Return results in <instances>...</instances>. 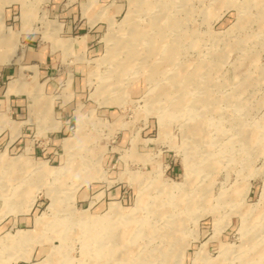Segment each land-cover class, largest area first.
Masks as SVG:
<instances>
[{"label":"rangeland","instance_id":"374dc122","mask_svg":"<svg viewBox=\"0 0 264 264\" xmlns=\"http://www.w3.org/2000/svg\"><path fill=\"white\" fill-rule=\"evenodd\" d=\"M52 4L0 0V69ZM63 4L61 81L0 83V264H264V0Z\"/></svg>","mask_w":264,"mask_h":264},{"label":"crops","instance_id":"0c3cea01","mask_svg":"<svg viewBox=\"0 0 264 264\" xmlns=\"http://www.w3.org/2000/svg\"><path fill=\"white\" fill-rule=\"evenodd\" d=\"M63 1L53 0L51 6L55 13L52 25L56 27L54 32L51 30L48 32V34L51 32V40H47L45 37L48 35L43 33L41 35L25 33L22 44L23 55L21 56L23 59L21 58L16 66L0 69V83H5L15 75H17L15 79L19 78L21 69L22 72H27L36 81H40V86L61 81L54 75L56 67L60 62L63 63L62 55L65 50H81L86 45L85 43L94 37V32L91 31L92 26L89 25V18L82 7L79 10L74 6H64ZM87 26L90 27L88 30ZM14 80L10 81V85L14 83ZM10 85L6 87V92H9ZM12 93L17 94L16 91H13L8 95L11 97Z\"/></svg>","mask_w":264,"mask_h":264},{"label":"bare ground","instance_id":"6f19581e","mask_svg":"<svg viewBox=\"0 0 264 264\" xmlns=\"http://www.w3.org/2000/svg\"><path fill=\"white\" fill-rule=\"evenodd\" d=\"M158 26H159V25H158ZM141 36H142V35H141ZM147 37H148V36H147ZM147 37H146V38H147ZM7 38H8V37H7ZM14 38H15V37H14ZM137 40H138V37H137ZM143 40H144V39H143ZM153 42H154V41H153ZM166 44H168L167 41H166ZM162 45H163V44H162ZM144 46H145V45H144ZM109 48H110V47H109ZM166 49H167V48H166ZM114 54H115V53H114ZM133 58H134V57H133ZM108 60H109V59H108ZM112 60H113V58H112ZM110 61H111V60H110ZM123 61H124V60H123ZM129 62H130V61H129ZM123 68H124V67H123ZM152 76H153V74H152ZM153 100H154V99H153ZM13 196H14V195H13ZM113 211H114L115 214L118 213L117 210H116L115 208L113 209ZM114 217H115V216H114ZM114 217H113V218H114ZM124 217H125V216H124ZM119 218H120V217H119ZM111 220H112V218H111ZM85 221H86V220H85ZM106 225H107V224H106ZM109 225H110V224H109ZM118 226H119V225H118ZM108 227H109V226H108ZM111 227H112V226H111ZM113 230H114V229H113ZM124 231H125V230H124ZM118 232H119V231H118ZM22 235H24V234H22ZM114 235H115V234H114ZM20 237H21V236H20ZM23 237H24V236H23ZM123 245H124V244H123ZM165 245H166V244H165ZM120 250H121V249H119V251H120ZM121 252H122V251H121ZM149 252H150V251H149ZM126 253H127V252H126ZM164 254H165V253H164ZM138 256H139V255H138ZM135 258H136V257H135ZM144 258L146 259V257H144ZM140 259H141V258H140ZM142 260H143V259H142ZM121 261H122V259H121ZM146 261H147V260H146ZM142 262H143V261H142ZM149 262H150V261H149ZM122 264H123V263H122Z\"/></svg>","mask_w":264,"mask_h":264}]
</instances>
